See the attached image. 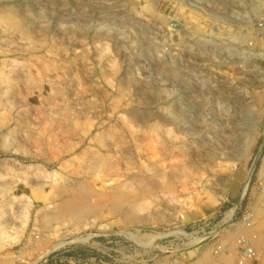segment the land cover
<instances>
[{
    "label": "rangeland",
    "instance_id": "obj_1",
    "mask_svg": "<svg viewBox=\"0 0 264 264\" xmlns=\"http://www.w3.org/2000/svg\"><path fill=\"white\" fill-rule=\"evenodd\" d=\"M263 246L264 0H0V264Z\"/></svg>",
    "mask_w": 264,
    "mask_h": 264
},
{
    "label": "bare ground",
    "instance_id": "obj_2",
    "mask_svg": "<svg viewBox=\"0 0 264 264\" xmlns=\"http://www.w3.org/2000/svg\"><path fill=\"white\" fill-rule=\"evenodd\" d=\"M108 147V146H107ZM104 157V156H103ZM96 158V157H95ZM93 159V158H92ZM93 163V162H92ZM99 163V162H98ZM103 163V162H102ZM106 163H108V162H106ZM102 165H105V164H102ZM106 166V165H105ZM109 166V165H108ZM99 167V166H98ZM110 167V166H109ZM116 167V166H115ZM117 169V168H116ZM142 169V168H141ZM117 171V170H116ZM115 171V172H116ZM251 171V170H250ZM250 171L247 173V176H246V181H245V186H246V184H247V182H248V180H249V178H250ZM118 172V171H117ZM155 173V172H154ZM130 176V175H129ZM134 176V175H133ZM147 177V176H146ZM166 177H168V176H166ZM142 178V177H141ZM165 178V177H164ZM164 178H163V180H164ZM134 179V178H133ZM138 179V178H137ZM137 182H136V185H142L143 187L142 188H140L141 189V191H140V194L142 193V191H144V192H146V193H150V194H153L155 191L149 186V183H151V182H149V183H147L146 181H144V179H138V180H136ZM166 181V180H165ZM119 194V193H118ZM144 194V193H143ZM155 194V193H154ZM138 195V194H137ZM104 196V195H103ZM126 201V200H125ZM255 207V206H254ZM196 209V208H195ZM232 213H233V210H231L230 212H229V214H228V218H231V216H232ZM251 221V220H250ZM149 238V237H148ZM152 238V237H151ZM198 239H200V238H194V240L193 241H198ZM153 240V239H152ZM151 240V241H152ZM197 243V242H196ZM259 243H260V241H259ZM257 247H258V245H257ZM263 248H264V246H263Z\"/></svg>",
    "mask_w": 264,
    "mask_h": 264
},
{
    "label": "built area",
    "instance_id": "obj_3",
    "mask_svg": "<svg viewBox=\"0 0 264 264\" xmlns=\"http://www.w3.org/2000/svg\"><path fill=\"white\" fill-rule=\"evenodd\" d=\"M250 216H246L244 218V221L246 222V227H250ZM241 243H246V241H243V239L240 240ZM256 251L254 247H244L242 249V257L241 260H239V264H244L247 261H252L255 259Z\"/></svg>",
    "mask_w": 264,
    "mask_h": 264
},
{
    "label": "crops",
    "instance_id": "obj_4",
    "mask_svg": "<svg viewBox=\"0 0 264 264\" xmlns=\"http://www.w3.org/2000/svg\"><path fill=\"white\" fill-rule=\"evenodd\" d=\"M259 253H258V258L256 260H254L253 262H248L246 264H264V253L263 252L261 254Z\"/></svg>",
    "mask_w": 264,
    "mask_h": 264
}]
</instances>
